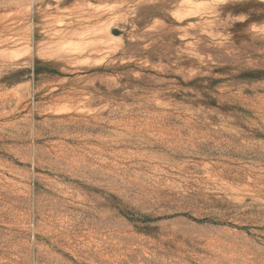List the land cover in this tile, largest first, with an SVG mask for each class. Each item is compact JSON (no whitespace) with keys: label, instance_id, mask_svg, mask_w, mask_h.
Returning <instances> with one entry per match:
<instances>
[{"label":"rangeland","instance_id":"rangeland-1","mask_svg":"<svg viewBox=\"0 0 264 264\" xmlns=\"http://www.w3.org/2000/svg\"><path fill=\"white\" fill-rule=\"evenodd\" d=\"M0 264H264V0H0Z\"/></svg>","mask_w":264,"mask_h":264}]
</instances>
